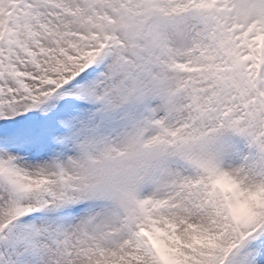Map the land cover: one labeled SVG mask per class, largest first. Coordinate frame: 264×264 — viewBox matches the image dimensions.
Segmentation results:
<instances>
[{"label":"rangeland","instance_id":"obj_1","mask_svg":"<svg viewBox=\"0 0 264 264\" xmlns=\"http://www.w3.org/2000/svg\"><path fill=\"white\" fill-rule=\"evenodd\" d=\"M8 0H0V19L3 16L4 10L8 7ZM49 4H45L44 0H36V7L34 11L36 15L41 17V22L36 24L33 19L31 23L24 32L26 38L31 42V50L35 53L37 63L26 59L22 64V68H26L30 71H37L38 73L43 70L46 64H50L58 61L59 55L57 54L58 47H68L69 51L73 52V48L80 43V39L75 36L74 33H84L89 36L90 31H100V30H114L118 29L124 38L128 37L133 39L132 31H125L123 27L125 23H129L126 13L118 8L115 0H50ZM126 0V4L129 7H134L139 1ZM186 0H162V5L166 10H177L181 8L182 3ZM208 2L209 0H202ZM246 1V0H245ZM244 1V2H245ZM40 2V4H38ZM95 2V4H93ZM106 2V3H105ZM74 6L81 7L82 10L79 14H70L68 9ZM261 10V5L258 6ZM264 10V4L262 6ZM68 12H64V11ZM94 9H98V12L102 10L109 11L112 14H119L120 19L115 25H106L105 23L98 20L95 17ZM114 10V11H113ZM120 12H117V11ZM240 18L248 19L254 16V12L241 4V11L239 12ZM94 17V20L88 22L86 18ZM135 19V18H134ZM137 20V19H135ZM107 26V27H105ZM179 34L172 32L171 42L175 47V55L180 61L189 60V67L195 69L196 65L195 55L192 48L196 46L198 42L205 43L203 37L196 35L195 32L191 31V28H183ZM178 35L184 36L186 43L182 39L177 42ZM188 38H187V37ZM207 41V40H206ZM177 42V44H176ZM133 43L136 45H131L127 43V49L130 48H140L144 52V47L139 43L138 39H134ZM83 47V46H81ZM25 56V55H23ZM25 58H23L24 60ZM29 71V72H30ZM169 73H176L171 71L169 67L162 66L159 69V74L163 77ZM230 66L221 63L218 70L216 79H211L212 74L205 71L195 70L190 73L188 77L190 79L188 88L181 91L179 94V106L182 102L189 97V95L194 94L196 96H206L207 94H215L222 92L223 94H229L231 91L228 86L223 84L226 80L225 77L230 76ZM174 79L171 82H163V91L168 93V91L173 87V85L181 79ZM157 81H161L158 74H154ZM211 79V80H210ZM216 81L220 88L211 89L210 91H205L206 82ZM3 90L0 92V102L4 105L5 101L3 99L6 97H11L9 90L12 89L16 93V88L13 84L15 81L7 77L3 82ZM162 84L160 83V90ZM125 91L124 87L115 85L113 91ZM202 89V91H198ZM204 89V91H203ZM159 90V89H158ZM21 93H26L19 87ZM12 107L16 108L17 105L9 106V111L13 113ZM168 107L167 101L163 104H159V109L165 110ZM203 109V108H202ZM213 115V114H210ZM173 116V115H172ZM171 116V117H172ZM167 118L164 123L166 128L170 131L174 130V127L183 118L177 120L178 115L175 118ZM203 121L197 126L194 125L192 132L203 130V126L207 124H213L214 120L212 117L207 115L202 116ZM228 127V125H227ZM243 126L239 127L242 128ZM237 130V128H235ZM189 134V133H187ZM186 134V135H187ZM188 137V136H187ZM186 137V138H187ZM234 139H237L234 137ZM83 140L78 144L76 150L69 154L66 166L69 172L74 174L82 175L88 184L84 183L81 187V191L77 192L79 194L93 193L94 186L91 182H95L97 174H93L92 171L85 170V168L91 170H100L99 168L90 164L87 160V155L90 152L91 155H98V150L94 149L92 140ZM95 145V144H94ZM117 145H122L117 142ZM182 151L178 149L174 150V154L188 161L189 164L194 161L195 158H190L193 151V145L190 143ZM88 149V151H87ZM252 152L250 158L241 163V169L239 170V162L235 163L234 171H230V175L237 176L238 180L242 183L241 198L243 200H249L251 205V210L255 211L259 209V214H264V209H262L259 204L264 200V147L262 146H251ZM167 152V151H166ZM29 157H24L23 160L19 162V166L25 173L34 175H51L55 176L57 173V163L62 162V158H55L52 156H42L39 159H33L30 153L26 154ZM48 155V154H45ZM162 167V163H161ZM166 169L161 175V180L157 181L155 186L149 191L148 197L154 198L156 201L160 199H169L174 197L177 191L180 181H172L175 179L174 166L166 165ZM248 167V168H247ZM239 172L237 173L236 171ZM105 174V171L102 172ZM171 174L172 176H168ZM192 179V176L189 177ZM15 182L14 187H10V183ZM168 182V183H167ZM175 182V183H174ZM164 184V187H163ZM9 187H8V186ZM53 185H55L53 183ZM161 185V186H160ZM47 187L44 185H32L26 180H17L16 174L6 175L5 180L0 179V220L11 213L13 207L21 202H33L39 203L40 199H36L38 195L47 193ZM203 190H196L193 195L187 200L185 193L179 195L178 198L171 200L166 204L165 208L159 212H155V217L158 223H154L157 228L163 229V234L160 240L159 247L148 251L147 248L143 246L142 253L144 255H137V260L130 258L125 264H216L218 259H224V250L228 247L229 242L233 239L230 237L231 232L227 226L226 219L223 215V210L221 202L218 198L202 195ZM207 195V194H206ZM128 203L126 205H129ZM108 212H115L116 221L112 223V220L102 222L100 220V215L104 214L103 211L97 212L92 215H84L79 218L76 222L70 223L65 228L63 234L57 239L49 237L44 233L39 234V240L37 244L36 255L32 257L27 264H122V258H124V252L126 250L135 251L137 248L134 246L133 241L129 243L125 249L121 250L120 246L125 241L127 237V230H122L123 232L118 233V237L115 242L112 243L111 239L117 236L116 231L120 221V214L117 208L112 207ZM92 218V219H91ZM142 245V246H141ZM138 247V246H137ZM257 252L264 253V246L259 248ZM122 256V257H121ZM143 259V260H142ZM173 261V262H172ZM177 263H174V262Z\"/></svg>","mask_w":264,"mask_h":264},{"label":"bare ground","instance_id":"obj_2","mask_svg":"<svg viewBox=\"0 0 264 264\" xmlns=\"http://www.w3.org/2000/svg\"><path fill=\"white\" fill-rule=\"evenodd\" d=\"M179 34V33H178ZM176 39H178L179 41L181 40V39H183V40H185L186 38L184 37V36H182V35H178V37L176 38ZM176 107H174V109H175ZM175 174V179H173L172 181H176L177 180V178H178V176L179 175H181L182 173H181V171L179 170V169H174V172H173V175ZM168 176H172L171 174H169ZM168 183V182H167ZM161 186V185H160ZM163 187H164V184H163ZM104 212V214H102V215H100V220L102 221V222H104V220H105V218H111V220H112V223H114L115 221H116V216L117 215H115L116 213H114V212H108V210L107 211H103ZM116 238L117 237H113L112 239H111V241H112V243H114L115 242V240H116ZM134 246H136V250L135 251H133V250H131V251H129V250H125V252H124V258H122V261H121V263L122 264H125V262L127 261V260H131L130 258H134V259H138L137 258V255H144L145 253H142L141 252V250H142V247H140V244H138L137 242H135V245ZM138 246V247H137ZM146 255V254H145ZM122 257V256H121ZM143 260V259H142Z\"/></svg>","mask_w":264,"mask_h":264}]
</instances>
